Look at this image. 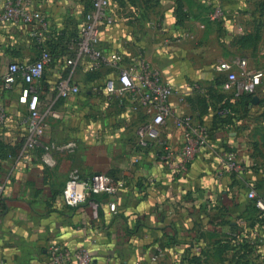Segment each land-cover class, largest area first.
Returning <instances> with one entry per match:
<instances>
[{"label": "crops", "instance_id": "1", "mask_svg": "<svg viewBox=\"0 0 264 264\" xmlns=\"http://www.w3.org/2000/svg\"><path fill=\"white\" fill-rule=\"evenodd\" d=\"M31 1L55 30L66 31V35L83 24L90 4V0ZM108 1L112 14L118 9L123 14L116 17L119 23L110 35L100 36V43H118L120 39L118 45L125 47L123 41L128 42L132 51L128 60L124 58L126 64L140 55L162 70L167 52L178 54L180 45L188 40L183 39V32L192 36L193 30L200 31L207 33L208 39L213 35L206 22H214L206 19L204 6L215 0ZM217 1L227 13L219 23L222 30L218 28L227 48L234 45L229 42L230 30L242 21L240 16L245 20V32L258 28H251L246 19L263 14V0ZM178 3L188 14L181 24L176 22ZM1 6L2 0L0 10ZM203 22L204 29L199 27ZM32 30L31 25L0 21V86L10 63L23 66L38 57L41 46L32 37ZM49 44L53 51L59 47L54 39ZM64 68L58 59L46 68L37 83L40 104L55 99ZM77 71L73 83L80 91L57 99L55 106L62 116L44 137L46 142L55 143L72 140L76 147L52 151L53 165L43 161L41 148L29 150L21 143L28 116L26 106L18 101L24 84L21 77L12 89L0 88V110L6 113L0 125V264H51L47 248L56 241L88 247L96 264H178L179 257L183 264H257L258 250L264 252L261 246L259 249L260 239L264 245V215L249 204L242 184L248 182L253 187L263 179L264 171L249 167L254 165L251 149L239 134L233 128L213 124L211 108L192 107L186 100V86L176 89L171 97L175 113L161 127L159 139L142 148L138 128L149 118L105 101L106 69L90 72L82 66ZM163 73L170 81L169 74ZM184 115L207 126L208 138L187 170L174 173L160 159L159 142L175 148L181 145L177 119ZM223 149L235 150L245 166L236 177L221 170ZM72 168L84 174L102 172L124 185L114 195H90L79 206H67L62 191ZM110 202L115 203V211L110 210ZM192 256L199 257L198 262H191Z\"/></svg>", "mask_w": 264, "mask_h": 264}, {"label": "built area", "instance_id": "2", "mask_svg": "<svg viewBox=\"0 0 264 264\" xmlns=\"http://www.w3.org/2000/svg\"><path fill=\"white\" fill-rule=\"evenodd\" d=\"M208 7L209 10L206 13L208 21L222 22L226 19L221 2L210 1ZM0 21L33 26L31 35L41 46L40 53L33 62L23 66L16 62L8 65L6 73L1 78L0 88L1 90L12 89L18 77H21L24 84L20 87L18 101L26 106L28 113L25 147L29 150L41 148L42 159L46 164H54L52 151H69L76 147V142L72 140L55 143L46 142L44 137L51 125L62 116L61 111L55 106L57 99L80 91L79 86L73 83V77L75 70L81 65L90 72L107 70L108 76L104 82L105 101L117 102L121 107H128L133 112H140L149 118L138 128V143L142 148L147 147L151 141L159 139L161 127L175 113L170 99L176 93V89L170 81L163 78L157 67L148 63L142 56L134 55L130 63L126 64L121 52L106 51L101 47V28L114 22L108 0H92V6L85 14L79 33L67 46L72 48V52L68 53L64 49L58 57L46 45L48 35L54 30L53 25L41 11L33 8L31 0H2ZM199 27L204 28L205 23H200ZM237 29L243 32V27L239 24ZM189 34L188 31L183 32L184 37L190 36ZM56 59L69 70L57 82L55 99L47 104H40L37 91L38 80L43 76L46 68L56 62ZM245 60V58L233 57L221 60L218 64L223 71L239 69L237 72H231L229 78L215 87L230 101H237L243 95L253 96L264 76L261 69H252L247 72ZM206 90L194 84L188 87V94L192 92L205 94ZM5 117L4 109L0 110V125L3 124ZM177 126L182 139L181 145L175 148L165 141L159 142L160 159L174 173H183L196 152L206 144L208 130L207 126L198 123L190 115L179 117ZM219 163L221 170L228 173L240 174L245 168L233 149H223ZM123 185L122 180H115L105 173L84 174L78 168H72L64 184L62 200L65 205L76 207L92 194L114 195ZM242 188L247 198L254 199L255 206L264 210V200L258 196L257 190L248 182H244ZM109 208L115 211V203L110 202ZM47 251L51 264H96L89 248L83 245L70 247L62 241H56L49 245ZM160 252L159 249L155 255Z\"/></svg>", "mask_w": 264, "mask_h": 264}, {"label": "rangeland", "instance_id": "3", "mask_svg": "<svg viewBox=\"0 0 264 264\" xmlns=\"http://www.w3.org/2000/svg\"><path fill=\"white\" fill-rule=\"evenodd\" d=\"M250 1V0H249ZM261 9L264 10V0L260 3ZM204 6V5H203ZM204 11H208L209 7L204 6ZM224 7V6H223ZM225 13L226 9L224 7ZM119 11V12H118ZM118 11L114 12V22L111 25H105L101 28V38H105V36L110 35L115 28L114 24L119 23L118 20H116V17H122L121 13L122 11L118 9ZM262 13V12H261ZM123 14V13H122ZM227 16V13H226ZM85 18V15H84ZM238 19V18H237ZM242 20L238 22L239 25L243 27V32H239L237 27H232L233 29L230 30V43L234 44L232 47L225 45V41L222 40V32L220 30V24L221 22H214L212 25L210 23L206 24L212 29V37L211 39H208L207 33H201L200 31L193 30L192 36L189 37H183V39H188L187 41H184L183 44H181L178 54L175 52L168 51L166 59L163 60L165 70H160L162 73L164 72L168 79L174 84L175 89H182L186 86H192L194 84H198L201 87H204L205 89L209 86L215 84L218 81H223L232 74L231 72H237L239 69H231L228 71H223L218 67V64L221 60H227L233 57H239V58H245V70L249 72L252 69H261L264 72V12L263 14L258 15H250L248 19H246V23L249 24L252 28V26L257 27L258 25V33H259V40L256 41V46H248V48L244 49V46H241L238 43L239 38L244 35V24L245 20L239 17V20ZM131 20L134 23V18L131 14ZM207 21V20H206ZM236 22V21H235ZM82 25H80L77 29L74 30L73 33L78 34L80 31ZM254 27V28H255ZM220 30H219V29ZM204 29V28H203ZM119 32V30L117 29ZM254 31V30H253ZM221 32V34L219 33ZM67 33V32H66ZM72 34L70 40L64 42V46L66 52L71 53L72 48H69V44L71 43V40L73 38ZM119 37L120 34H116ZM68 37V36H67ZM65 37V38H67ZM206 37V38H205ZM104 40H101V47L108 48V49H115L114 51H119L123 54V57L125 60H128L129 55L131 53V46L128 44V42L123 41V46L118 45L120 39L117 41L118 43L112 41L110 44L108 42H103ZM183 41V40H182ZM249 43L253 42V39L248 40ZM114 44H117L114 45ZM166 46V45H165ZM114 47V48H113ZM56 49V48H55ZM107 49V50H108ZM166 49V48H164ZM58 50V49H57ZM57 50L55 53H57ZM178 50V49H177ZM112 51V50H111ZM124 52V53H123ZM175 53V54H173ZM126 62V61H125ZM166 68V69H165ZM65 72H68L69 68L65 67ZM78 70V69H77ZM75 70V72L77 71ZM78 72V71H77ZM163 73V74H164ZM164 74V75H165ZM177 82V84H175ZM196 92H192L194 102L196 99H198L195 96ZM256 96H260L259 99H261V102L258 105H252L246 110L240 109L239 106H236V104H233L232 107L233 114L232 117L235 119L230 123L228 126L229 128H233L238 135V138L242 139V141L245 144H248L249 148L251 149L250 157L253 158L254 165L250 166L251 168H255L256 171L259 169H263L264 171V164L260 163L261 159L264 161V76L261 80V83L257 90L255 91ZM258 94V95H257ZM196 103V102H195ZM173 117V116H172ZM170 119V118H169ZM244 165V164H243ZM245 167V166H244ZM258 194L262 195L264 198V183L261 184L259 191H257ZM260 227V226H259ZM263 229V227H261ZM262 239L259 240V249L261 246L262 251H264V245L261 242ZM257 264H264V252H260L258 250V256H255V259ZM181 261V262H180ZM180 262V263H179ZM178 264H183L182 258L179 257L177 260ZM155 264H163L162 262H156ZM184 264H187L186 261ZM204 264V263H202ZM214 264V263H213Z\"/></svg>", "mask_w": 264, "mask_h": 264}, {"label": "trees", "instance_id": "4", "mask_svg": "<svg viewBox=\"0 0 264 264\" xmlns=\"http://www.w3.org/2000/svg\"><path fill=\"white\" fill-rule=\"evenodd\" d=\"M157 1V0H155ZM92 6V0H90V4H89V8L88 10L91 8ZM184 7L178 3L177 6H176V9H175V12H176V16H177V24H181L183 22V20L188 16V14L186 13V11L183 9ZM88 10L86 11V13L88 12ZM85 13V14H86ZM66 31H58V30H53L49 35H48V39L46 40V45L48 46V48L55 54V56H59L63 50L65 49V44L64 42L70 40L72 34H75L73 35V38L72 40H74L77 36L76 33H71L69 35H66ZM68 36V37H67ZM67 37V38H65ZM56 40V41H59V44H57L58 47V50H57V53H55V51H53L51 48V45L49 44L50 40ZM249 39H253V42L252 43H249L248 40ZM71 40V41H72ZM259 40V33H258V29L255 28L254 31H249L247 33H245L244 35H242L239 40H238V43L241 45V46H256V41ZM61 42V43H60ZM62 44V45H61ZM56 48V47H55ZM82 68V65L81 67ZM79 68V69H80ZM222 81H218L216 82L215 84L209 86L208 88H206V92L205 94H200V93H195V96L198 98L195 100L194 102V99H193V96L194 95H188L186 100L189 102V104L192 106V107H202V109H207V108H211L213 110V120H212V123L213 124H217L218 126L220 127H228L230 125V123L232 121H234L235 119L232 117L231 114H233V111H232V107L231 106H234L233 104H236V106H240V109H244L246 110L247 108H249L250 106H252V96H248V95H243L239 100L237 101H230L223 93L219 92L218 89H216L215 87L220 84ZM261 102V100L258 101V104ZM256 104V105H258ZM6 118V117H5ZM5 122V120H4ZM3 122V123H4ZM2 126V124H1ZM26 133L23 134V137L21 139V143H25V139H26ZM233 176L236 177V173H232ZM264 183V176H263V179L261 181H259V183L257 184H254L253 185V188L258 190L261 186V184ZM258 194V193H257ZM92 195H96V194H92ZM259 197L263 198L262 195L258 194ZM249 199V198H248ZM249 204L252 205L254 208H256L259 212V215L262 216L264 215V210H261L259 208H257L255 206V200L254 199H249ZM264 200V198H263ZM264 218V216L262 217ZM199 257H196V256H192L191 259H189L191 262H198V259Z\"/></svg>", "mask_w": 264, "mask_h": 264}, {"label": "water", "instance_id": "5", "mask_svg": "<svg viewBox=\"0 0 264 264\" xmlns=\"http://www.w3.org/2000/svg\"><path fill=\"white\" fill-rule=\"evenodd\" d=\"M251 102H252L253 104H257V103H258V96L254 95V96L252 97Z\"/></svg>", "mask_w": 264, "mask_h": 264}]
</instances>
